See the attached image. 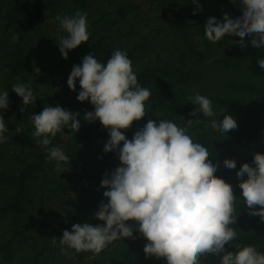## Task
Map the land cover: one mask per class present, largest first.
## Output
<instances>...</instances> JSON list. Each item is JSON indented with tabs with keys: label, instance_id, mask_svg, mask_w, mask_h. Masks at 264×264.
<instances>
[{
	"label": "trees",
	"instance_id": "obj_1",
	"mask_svg": "<svg viewBox=\"0 0 264 264\" xmlns=\"http://www.w3.org/2000/svg\"><path fill=\"white\" fill-rule=\"evenodd\" d=\"M223 1L205 4L199 0L200 11L193 14L196 5L191 0H0V90L8 91V108L0 115L10 132L0 144V264H47L60 251L58 239L65 229L71 231L74 223H100L93 213L103 199L105 189L100 188V181L104 175L79 170L81 187L96 188L99 193L80 202L59 198L54 185H62L50 175L52 161L46 160L47 153L31 135L30 115L38 114L45 105L59 104L79 112L81 122L91 104L77 101L78 81L75 91L67 87L72 66L80 64L88 54L104 63L116 48L131 59L140 85L151 89L145 104L146 116L121 130L128 139L147 119H169L183 126L184 119H193L189 115L195 108L189 101L190 90L214 82L215 88L208 94L214 110L219 113L225 109L237 127L227 133L215 131L208 124L211 118L197 113L195 118L201 121L190 125L188 134L208 147L209 155L218 163L215 175L230 183L238 197L234 212L237 217L231 225L237 237L231 243L254 244L264 252V222L245 210L235 175L242 163H251L254 152L264 153V70L257 64V57L264 56V52L250 44L241 47L234 36L216 43L204 38L207 18L220 19L221 12L233 17L239 14L238 4L231 1L223 9ZM142 4L155 8V23L148 34L130 25L142 11ZM77 10L87 13L89 39L64 58L57 44L65 33L55 17ZM45 14L55 21V30L45 28ZM243 39L247 42L249 38ZM40 64L43 76L35 69ZM17 82L31 86L37 98L35 105L24 111L21 99L11 91ZM80 133L100 148L92 150L91 155L105 158L107 164L118 160L114 152L103 151L108 131L98 120L86 124ZM61 134L52 138L50 146H58ZM225 158L234 159L236 169L224 167ZM134 237L129 242L143 248L146 241L141 236ZM116 242L93 259H87L93 254L90 251L69 250L73 261L58 264H166L163 259H146L144 254L123 245L107 250ZM225 249L232 251L227 244ZM202 264H218V257L208 254Z\"/></svg>",
	"mask_w": 264,
	"mask_h": 264
},
{
	"label": "clouds",
	"instance_id": "obj_2",
	"mask_svg": "<svg viewBox=\"0 0 264 264\" xmlns=\"http://www.w3.org/2000/svg\"><path fill=\"white\" fill-rule=\"evenodd\" d=\"M240 12L236 16L224 13L220 19L209 17L203 24L204 38L212 43L234 36L241 47L250 44L264 52V0H232ZM200 11L199 0H191ZM55 20L65 35L59 39L60 55L67 57L89 39L87 13L77 10L71 15L57 14ZM247 36V42L243 37ZM14 39H17L15 35ZM264 70V56L257 57ZM79 91L78 102L88 101L92 111H85L87 122L99 121L107 129L105 153L114 152L119 165L106 172L100 181L105 189L93 218L100 223H74L58 239L61 253L99 254L108 245L124 238L134 239V231L146 241L145 258L163 259L166 264H202L203 257L212 254L218 264H264V252L254 244H232L237 231L235 204L238 197L233 186L215 175L218 163L209 155L208 147L188 134V127L201 119L223 133L236 129V120L225 109L217 113L208 95L194 93L189 97L195 106L180 126L169 119H147L131 139L121 130L129 129L133 121L145 117V104L151 89L140 85L127 53L114 49L106 62L94 54L82 57L73 65L67 77V87ZM11 91L22 101L21 111L37 100L31 86L17 82ZM8 108V91L0 90V112ZM79 112L56 105H45L38 114L31 113L32 137L47 153L46 160L69 165L70 157L59 146L51 145L57 133L80 128ZM16 131V129H15ZM10 133L0 115V144ZM64 134V133H63ZM227 169H236L234 159L222 161ZM240 199L249 215L264 222V153L254 152L251 163H242L235 172ZM246 175V179H241ZM106 201V202H105ZM259 206V207H256ZM132 222V223H129ZM232 251H227L225 245Z\"/></svg>",
	"mask_w": 264,
	"mask_h": 264
},
{
	"label": "rangeland",
	"instance_id": "obj_3",
	"mask_svg": "<svg viewBox=\"0 0 264 264\" xmlns=\"http://www.w3.org/2000/svg\"><path fill=\"white\" fill-rule=\"evenodd\" d=\"M205 4H208L211 0H201ZM232 0H225L222 2V8L225 9L226 5H229ZM107 11H110V8H106ZM140 14L135 17V19L130 21V25L136 26L141 33L148 34L150 27L155 23V8L150 6V4H142L141 5ZM222 14L226 12H221ZM111 17H113L112 13L109 12ZM53 19L48 15H44L43 23L45 24V28H50V30H55L57 28ZM36 72L38 75L43 76L44 73L41 71V64L36 66ZM215 88L214 82L211 81L204 86H197L190 90V95L192 96L194 93H200L208 95ZM93 106L91 105L88 111H92ZM90 122H87L83 119L80 122V128L77 132L71 133L69 130L64 131L59 139L58 146L63 149V151L70 157L69 165L62 163L59 170L56 169L55 163H50V175L55 176L57 178V183L62 186L54 185L58 189V196L61 199H69L75 200L76 202H80L82 199H87L91 195L95 193H99V189L92 188L93 190L86 189L81 187L82 180L80 176L77 175V172L82 169H87L92 174L95 175H104L106 172H111V170L115 169L119 165V160L107 164L105 158H97L95 155H91V151L94 149H99L97 143L93 142L91 139L86 138L85 135L80 133L82 128ZM104 144V143H103ZM235 190V188H234ZM132 223V222H129ZM134 236H140L139 233L134 231ZM123 245L133 249L136 253L144 254L143 248H139L129 242V239L124 238L121 241L114 243L107 250H111L114 246ZM106 250V251H107ZM98 257L95 254H91L87 259H93ZM69 263L73 261L72 255L69 253L67 255L58 252L54 257H50L47 260V264H58L60 262Z\"/></svg>",
	"mask_w": 264,
	"mask_h": 264
}]
</instances>
